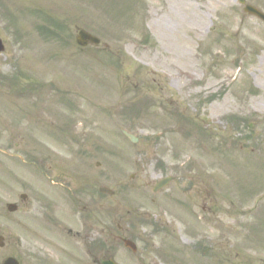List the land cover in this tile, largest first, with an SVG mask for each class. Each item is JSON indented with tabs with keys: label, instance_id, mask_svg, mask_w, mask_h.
Returning a JSON list of instances; mask_svg holds the SVG:
<instances>
[{
	"label": "rangeland",
	"instance_id": "rangeland-1",
	"mask_svg": "<svg viewBox=\"0 0 264 264\" xmlns=\"http://www.w3.org/2000/svg\"><path fill=\"white\" fill-rule=\"evenodd\" d=\"M0 40V264L112 222L146 261L264 264V25L236 0H0Z\"/></svg>",
	"mask_w": 264,
	"mask_h": 264
},
{
	"label": "flooded vegetation",
	"instance_id": "flooded-vegetation-1",
	"mask_svg": "<svg viewBox=\"0 0 264 264\" xmlns=\"http://www.w3.org/2000/svg\"><path fill=\"white\" fill-rule=\"evenodd\" d=\"M119 231L125 235L126 230L121 227L115 229L104 228L102 230V237L95 239L93 234H90V230H87L82 234L80 229H65L63 230V241L59 251H56V246L50 244L46 259H42L37 254L34 255V259L38 264H102L103 261L113 259L116 255V242L121 238L117 234ZM132 239L137 242L143 243L140 240V236L131 235ZM103 243V244H102ZM142 248L141 253L136 252L128 253V249H125V254L128 257L136 259V264H176L170 260L169 257H165L160 250L154 246H151V254H154L158 258L157 262H145L142 258H145L144 245L139 246ZM54 249V250H53ZM103 252V253H102ZM128 253V254H127ZM128 264V263H127Z\"/></svg>",
	"mask_w": 264,
	"mask_h": 264
},
{
	"label": "water",
	"instance_id": "water-1",
	"mask_svg": "<svg viewBox=\"0 0 264 264\" xmlns=\"http://www.w3.org/2000/svg\"><path fill=\"white\" fill-rule=\"evenodd\" d=\"M248 11L257 14L259 17H261V18L264 19V16H263L262 14H260L258 11H256L255 9H250V8H248ZM76 41H77V43L80 44V45H85L87 42H91V43H94V44L98 43V40H97L96 38H94L93 36L87 34L86 32H84V31H82V30H80V31L78 32L77 37H76ZM1 50H2V45L0 44V51H1ZM123 134H124L125 136H127L132 142H136V138H134L132 135H130V134L124 132V131H123ZM166 181H167V180H166ZM166 181H164V182H162V183H159V184H158V187H159L160 185L165 184ZM99 190H100L101 192H107V193H110V194L112 193V191H110L109 189H107V188H105V187L99 188ZM22 197H24V196L22 195ZM7 209H8L9 211H14V210L16 209V206H15L14 204H8V205H7ZM1 240H2V238L0 237V246H2V242H1ZM124 244H125L126 246H131V243H130L129 241H127V240H124ZM2 264H18V262H17L15 259L9 257V258H6V259L3 261ZM105 264H112V263L106 262Z\"/></svg>",
	"mask_w": 264,
	"mask_h": 264
}]
</instances>
